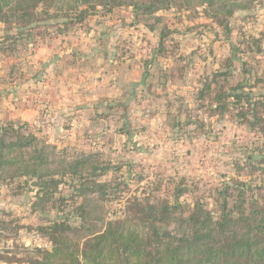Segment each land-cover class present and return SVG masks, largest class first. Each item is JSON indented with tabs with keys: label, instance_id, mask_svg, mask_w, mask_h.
Wrapping results in <instances>:
<instances>
[{
	"label": "rangeland",
	"instance_id": "1",
	"mask_svg": "<svg viewBox=\"0 0 264 264\" xmlns=\"http://www.w3.org/2000/svg\"><path fill=\"white\" fill-rule=\"evenodd\" d=\"M246 2L248 7L228 18V33L209 23L201 8L197 14L158 12L156 16L171 23L176 24V18L183 22L175 37L178 51L169 59L157 53L159 31L148 29L154 19L138 23L132 10L123 7L104 24L87 19L88 30H72L66 37L18 40L13 74L2 69L0 54V122L20 120L66 163L84 153L103 166L109 164L106 174L86 177V183L103 186L106 219L121 218L126 201L150 183L158 184L161 176L183 177L201 191L204 186L243 185L252 190L251 198L255 188L264 186V174L257 169L264 166L259 151L263 129L252 130L243 123L244 101L214 116L199 109L196 94L200 80L225 71V59L235 56L239 60L234 63V80L243 79V92L264 103V53L255 42L264 48V0ZM4 30L0 24V39ZM192 51L187 79L179 83L173 58ZM169 70L176 77L167 79ZM174 115L186 125L172 129ZM255 115L264 118V108ZM247 117L250 120L252 114ZM51 177L60 182L57 189L50 202L33 211L40 192L35 179L0 186V248H12L23 257L24 248H50L37 233V227L48 226L45 221L79 225L75 208L84 198L78 196L80 180L62 171Z\"/></svg>",
	"mask_w": 264,
	"mask_h": 264
},
{
	"label": "trees",
	"instance_id": "2",
	"mask_svg": "<svg viewBox=\"0 0 264 264\" xmlns=\"http://www.w3.org/2000/svg\"><path fill=\"white\" fill-rule=\"evenodd\" d=\"M248 5L246 0H0V24L5 26L0 39L2 69L10 75L16 71L14 48L18 40L35 43L34 37H66L72 30H88L87 19L97 18L104 24L114 10L122 7L130 8L138 23L154 19L148 29H158L157 53L169 59L178 51L175 37L180 34L178 27H183V22L176 18V24L171 23L173 21L156 16L158 12L175 10L197 14L201 8L209 23L228 33V18ZM157 25L159 28L155 27ZM6 42L9 44L5 46ZM255 42L258 52L264 53L259 40ZM193 55L194 51L188 56L177 53L173 58L178 65L179 83H185ZM238 60L235 56L225 59V71L217 72L211 79L200 80L201 87L196 90L199 109L223 116L230 111V105L240 107L244 101L246 105L240 107L243 123L252 130L263 129L264 135V118L255 115L259 108H264V103L252 101L243 92V79L234 80V63ZM176 73L169 70L166 78L176 77ZM249 114H252L250 120ZM174 116L170 124L172 129L186 125L181 123L180 115ZM26 132L27 127L18 119L0 122V186H9L16 179H35L40 192L31 206L33 211L50 202L52 191L57 189L60 182L51 176L58 171L68 173L81 182L78 196L84 198L75 208L79 225L73 227L65 220H47L44 223L48 226L37 227V233L48 242L49 249L24 248L25 255L19 257L12 248H0V262L264 264V186L255 188L249 198L252 190H245L243 185L240 188L204 186L201 191L197 184H187L183 177L161 176L158 184L150 183L126 201L121 218L110 220L106 219L101 206L103 186L96 182L86 183V177L98 178L110 170V165L103 166L92 154L84 153L79 159L66 163V159L57 157L53 149L48 150L45 141ZM259 151L264 158V144ZM248 161L252 160L248 158ZM250 169L254 171V166ZM257 169L264 174V166ZM85 185H89L88 188ZM45 187L51 192L45 191ZM9 237L3 236V239L9 240Z\"/></svg>",
	"mask_w": 264,
	"mask_h": 264
}]
</instances>
